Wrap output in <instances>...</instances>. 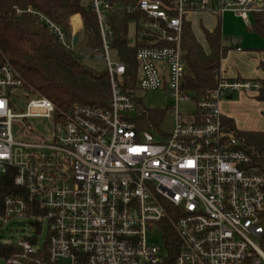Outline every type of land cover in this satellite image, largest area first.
I'll return each mask as SVG.
<instances>
[{"label":"built area","instance_id":"2783aa9c","mask_svg":"<svg viewBox=\"0 0 264 264\" xmlns=\"http://www.w3.org/2000/svg\"><path fill=\"white\" fill-rule=\"evenodd\" d=\"M136 1L135 9L155 21L143 25L150 29L146 36L152 46L137 50L138 89L167 88L176 101L188 98L181 88L188 11L232 12L246 22L263 11L258 0ZM92 7L100 24L99 48L79 47L77 32L69 39L45 15L28 12L39 16L67 50L85 62L106 64L109 109L75 105L58 111L47 98H29L21 75L8 63L0 66V173L13 169L17 189L5 198L0 216L28 221L33 228L18 242L0 240V264H264V176L250 168V156L225 129L220 111V102L234 91L258 93L259 83L221 76L193 120L184 122L175 107L171 132L142 131L137 118L145 107L136 93L128 95L118 84L127 71L112 60L111 7L104 0H92ZM162 41L168 45L159 46ZM23 92L29 100L17 113L14 98ZM29 118L49 121V142L15 139L14 128ZM23 132L31 135L26 127ZM44 149L54 153L45 155ZM43 229L47 236L39 242ZM149 233L163 246L149 245ZM168 233L178 240L169 242L171 249L177 246L171 262Z\"/></svg>","mask_w":264,"mask_h":264},{"label":"trees","instance_id":"16d2710c","mask_svg":"<svg viewBox=\"0 0 264 264\" xmlns=\"http://www.w3.org/2000/svg\"><path fill=\"white\" fill-rule=\"evenodd\" d=\"M111 10L107 14L108 23L113 32L111 54L124 64L125 75L118 80L121 89L128 95L138 90L139 63L137 50L144 46H152L147 42L144 24L155 22L148 20L138 8L136 0H104ZM171 5L173 0H163ZM134 10L129 11L128 7ZM31 9L48 17L61 26L67 37L71 39L73 28L71 20L79 15L81 30L78 36L82 39L79 47L99 48L102 46L100 27L92 0H0V66L8 63L22 77L23 88L30 95L47 98L54 103L58 111H67L77 106L106 110L110 108L112 90L107 68L96 69L87 64L78 54L67 50L54 36L49 27L39 16L28 12ZM17 10L22 13L18 14ZM183 19L182 49L186 65L182 83V91L192 94L199 104L209 98L221 79L222 61L234 45L225 44L221 21L213 30L203 25L202 33L206 46L198 40L189 20L188 11ZM172 12V15H176ZM251 30L264 40V11L252 13ZM220 19V15L216 14ZM76 20V19H75ZM136 23L134 43L130 40V23ZM167 29L166 24L161 25ZM145 33L142 36V32ZM170 33V32H169ZM159 46H166L162 41ZM264 72V62L260 63ZM260 85L257 99L264 102V79L255 81ZM199 113V111L197 110ZM166 111L141 109L138 111L137 123L141 130L159 129L165 119ZM221 122L227 131H232L241 141V148L251 158L250 168L259 170L264 176V132L238 130L234 120L221 115ZM15 171L10 169L6 175L0 173V211L5 198L14 195ZM167 250L172 261L176 249H171L170 239L175 235L168 233Z\"/></svg>","mask_w":264,"mask_h":264},{"label":"rangeland","instance_id":"374dc122","mask_svg":"<svg viewBox=\"0 0 264 264\" xmlns=\"http://www.w3.org/2000/svg\"><path fill=\"white\" fill-rule=\"evenodd\" d=\"M233 1V0H230ZM258 2L261 4V8H264V0H258ZM233 13L228 12L226 15H224L222 19V33H223V41L231 44L233 40H235L236 43H238L244 51L250 50L251 48H257L262 47L264 44V40L261 38L260 35L253 31H249L247 29V25L250 23V26H253V17L248 22H245L240 19H235L233 17ZM195 16H191V19L193 20V27L194 31L198 37V39L204 43V37L202 33V28L199 25V17L197 20L194 18ZM235 19V20H234ZM204 20V19H202ZM75 23V20H73ZM210 22L207 21V23ZM244 22V25L242 24ZM204 20L202 22L203 25L207 24ZM130 30H129V36L132 43H134V38L136 34V23L132 22L130 23ZM235 50V49H232ZM112 55V54H111ZM113 62H116V59L114 55L112 56ZM90 66L96 68V69H104L106 67V64L104 62H96V63H88ZM136 96L139 99L140 102H142V105L147 109H156V110H164L166 111L165 119L161 122L159 129L161 132L169 133L174 128V119H173V113L175 112V107H177V110L181 113L182 119L184 122H190L193 120V116L197 113L198 105L197 102L193 99L192 94H188L187 99H181L180 101H176V98L174 97V94L171 90L167 88H161L154 91H145L144 89H138L136 91ZM35 96L30 95L29 98H34ZM27 98V93L23 92L19 94L18 98H14V101L16 103V112L22 113L26 109V104L29 100ZM23 127H15L14 128V137L17 141L20 143H34L36 142V139H46L47 142L51 139L52 129L51 125L49 124V121L40 119V118H29L24 121ZM31 129V135H26L23 132V128ZM36 137V138H34ZM157 138H160L156 134ZM22 150V152H26L27 150L18 147ZM21 152V151H20ZM54 152L50 149H44L43 154L45 155H51ZM33 231V228L31 227L30 223L25 220H17V221H10L8 219L2 218L0 216V240L1 241H12V242H18L25 237L29 236V234ZM41 236H39V242H43L46 239L47 231L43 229V231L40 233ZM147 241L149 245H157L159 247H162V242L160 238L155 236L154 234H148ZM60 264H66L65 262H61Z\"/></svg>","mask_w":264,"mask_h":264},{"label":"crops","instance_id":"0c3cea01","mask_svg":"<svg viewBox=\"0 0 264 264\" xmlns=\"http://www.w3.org/2000/svg\"><path fill=\"white\" fill-rule=\"evenodd\" d=\"M227 13L228 12H225L220 15L219 19L216 13L213 12L194 11L189 15V20L192 22L193 25V20L191 19V16H195V20H197L199 17L198 21L200 26L203 25L202 22L204 20L206 21V23L210 20V22L203 26L208 30H213L217 26L219 21H221L222 27V19L224 18L223 16ZM233 17L235 19L243 20L238 17V15L236 16V14H234ZM250 19L251 16L249 20ZM73 20H75V23ZM242 24L244 25V22H242ZM71 25L74 32L78 33L81 30V18L79 15L74 16L72 18ZM246 25L247 29H249V31H252L250 23ZM193 30H195L194 27ZM200 43L202 42L200 41ZM224 43L228 44L226 42ZM202 44L203 46H206L205 37L204 43ZM228 45H234L235 50H230L226 58L222 61L221 76L223 78L229 80L243 79L252 82L264 79V72L260 68V63L264 62V44L262 47L251 48L247 51H244V49H242V47L238 43H236L235 40H233V42ZM257 96V92L245 93L234 91L231 96L220 102V111L222 116L234 120L238 130L264 132V102L259 101L257 99Z\"/></svg>","mask_w":264,"mask_h":264},{"label":"water","instance_id":"95a60500","mask_svg":"<svg viewBox=\"0 0 264 264\" xmlns=\"http://www.w3.org/2000/svg\"><path fill=\"white\" fill-rule=\"evenodd\" d=\"M78 40V36H74V44H77Z\"/></svg>","mask_w":264,"mask_h":264}]
</instances>
